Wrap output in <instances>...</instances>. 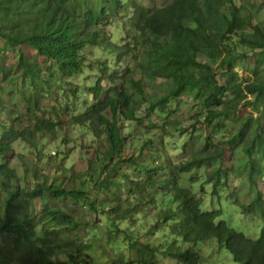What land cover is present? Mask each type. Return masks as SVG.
<instances>
[{
  "label": "trees",
  "instance_id": "obj_1",
  "mask_svg": "<svg viewBox=\"0 0 264 264\" xmlns=\"http://www.w3.org/2000/svg\"><path fill=\"white\" fill-rule=\"evenodd\" d=\"M244 7L235 0H0V113H5L0 117V264H157L159 256L169 257L174 264H227L220 258L201 261L195 247L207 242L229 253L234 264H264V190L237 188L230 194L235 203L223 206L214 198L205 205L190 187L193 178L185 179L209 161L212 169L206 183L213 187L219 188L223 179L225 188L227 179L243 170L255 173L264 185V68L256 66L250 75L234 70L235 60L247 58L246 50L238 52L237 46L248 48L251 55L264 52V29L253 22L252 13L242 14ZM128 9L137 33L133 41L147 46L140 66L142 79L122 75L115 85L116 74L97 59L94 65L107 74L112 86L101 96L103 87L97 78L89 88L94 102L71 116V122L86 126L104 142L102 155L90 159L85 171L67 177L40 178L34 171L33 184L24 185L27 178L19 177L9 163L12 143L20 139L36 148L39 134L59 124L54 106L55 121L44 117L43 99L54 86L65 88L60 83L87 66L86 46H103L116 56L133 50L128 43L110 44L99 28L108 17ZM25 48L33 53L28 55ZM5 49L17 53L15 62H5ZM14 68L25 79L21 88L10 82ZM144 77H163L171 87L163 96L150 99L141 112L140 101L130 91L142 93ZM184 90L193 98L186 94L170 108L168 99L185 95ZM19 102L26 104L24 115L16 109ZM182 102L197 107L182 144L186 159L175 161L156 151L150 138L142 140L138 154H121L127 136L120 119L140 125L159 106L160 113H166L160 129L170 124L181 128ZM246 105L257 116L254 112L239 115ZM226 118L236 125L235 132L214 144L209 135L226 126ZM197 125L211 128V134L196 133ZM225 149L231 151L228 157ZM150 150L157 156H148ZM224 160L240 164L223 168ZM230 204L260 219L257 236L231 226ZM100 212L106 215L105 236L89 252L87 217ZM131 217L140 218L142 234L130 224L120 225ZM37 227L43 235L55 230L47 246L31 238ZM166 232L172 241L189 246L168 250L163 246ZM56 251L64 252L65 260L56 259Z\"/></svg>",
  "mask_w": 264,
  "mask_h": 264
},
{
  "label": "rangeland",
  "instance_id": "obj_2",
  "mask_svg": "<svg viewBox=\"0 0 264 264\" xmlns=\"http://www.w3.org/2000/svg\"><path fill=\"white\" fill-rule=\"evenodd\" d=\"M138 1L146 3L149 0ZM235 3L237 5L245 4L242 14L247 15L252 13L253 22L264 29V0H235ZM129 13L130 10L128 9L123 13H117L116 15L108 17L104 22L99 24V28L103 31L110 44L115 43L123 45L124 43H128L133 50L130 53L124 51L125 53L122 52V54L116 56L115 52L109 51L108 49L103 48V46H86L83 55L87 66L83 67L81 73L66 79V81L70 82V86L65 85L66 81H64L63 83H60V85L66 86L65 88L62 89L60 86H54L51 95H47L43 99L44 117H50L55 121L56 114L52 110V106H54L58 109L57 115L59 116V124L53 131H45L39 134L36 148H32L27 142L20 139H17L12 143L13 152L11 153V157H9V163L10 166L15 169L19 177L23 178L25 176L27 178V181H23L24 185L31 186L33 184L34 180L32 175L34 174V171L37 172V175L40 178H42L41 175H50V177H52V175H55L56 177H67L70 176L72 172L77 173L85 171L89 165L90 159L93 160L97 155H102L101 152L104 149V142L101 139H96L94 134H92L86 126L84 127L79 124H74L73 121L71 122V116L85 111L86 107L94 102V97L89 94V88L94 85V81L97 78H101V85L103 87V90L100 93L101 96H103L112 86V82L107 78V74L101 72L98 67L99 65H94L97 59L106 62L110 66L109 73L113 72L116 74L115 85L120 82L119 76L122 75L133 79H142L140 66L144 63L142 60L144 56L143 53L147 46L141 42L136 43L135 40L133 41V37L136 36L137 33L132 25L133 20L128 16ZM247 49L248 48L243 46L236 47L238 52H244L246 50L247 54V58L242 57L234 61V70L241 75H250V70L256 66L261 69L264 68V52H258L255 55H251V50ZM25 50L28 55L33 53V50L30 48H25ZM4 51L6 56L5 62L7 64L15 62L17 53L10 49H5ZM218 71L219 70H216V72ZM20 74V70L14 68V71H12V75L10 76V82L15 88H21L23 80H25L22 79L23 77ZM143 84L144 90L139 95L130 91L132 95L140 101L141 107L139 108V111L141 112L147 108L150 99L155 100L157 97L163 96V94L171 87L170 83H167L163 77H158L154 80L144 77ZM74 88H76V90H74ZM183 92L185 95H179L175 99L173 97L168 99L170 108H174L177 103H179L178 100L185 98L186 94H189V99L193 98L190 91L184 90ZM249 98L251 99L249 96L247 100ZM193 101H195V99ZM179 108L180 112L178 113V116L181 118V126L183 128L188 126L185 130L182 127L180 128L173 124H170L165 127L164 130H161L160 126L166 121V113L162 111L160 113L159 106L154 109L151 115L145 116L144 121L140 125H135L134 123H130V121L120 119V123L124 127L122 132H125V135L127 136V139L122 143L121 154L126 157L131 154H138L142 140L150 138L153 142V146L157 149L154 150L159 152L162 151V154H166L169 158L175 161L186 159L188 157V152L183 151L182 144H184L185 140L188 138L189 132L187 133L186 130L190 131L191 129V115L197 107L191 103L182 102L180 103ZM16 109L24 115L26 104L24 102H19ZM249 112H254V116H257L258 114L252 109V106L249 105L241 106L238 114L243 115ZM4 114V112L0 113V117L2 116L4 118ZM4 121L6 123L9 122L7 119ZM223 121L226 126H218L215 129L217 134L209 135L211 142L214 144L220 141H226L229 138L228 133L232 135V133L235 132L236 125H234L233 122L227 118ZM203 127L204 126L200 127V125H197L196 128L199 130L196 133L201 132L205 135L211 134V128ZM223 137L224 139H222ZM227 148L228 146L226 149ZM226 149L224 151V156L228 157L231 151L229 149V151H226ZM147 152H149L148 156H157V153L152 152L151 150ZM238 155H240V152L237 153V156ZM158 161L160 162V159ZM208 162L209 161H207L203 167L190 171L188 175L185 176V179L189 177L193 178L190 187L196 193L197 197L199 196L202 198L205 205L209 203L210 199L214 198H219V201L223 206L225 204L235 203L236 199H230V194L237 188L247 190L250 186L252 188L258 187L264 190V185L260 179H256V174L253 172L248 173L245 170L240 174L227 179L230 182L225 188L221 184L224 182L223 179L219 180V188L213 187L211 182L206 183L207 174L212 169ZM232 163L234 164L233 167L240 164L238 160ZM232 163L228 160H224L220 165L221 167L226 168L231 167ZM252 181L255 182L254 185ZM239 199L243 200L242 198ZM224 200L227 202L225 203ZM244 200L246 201V199ZM36 204H38L37 201ZM61 205L65 207L63 203H61ZM235 206L231 205L228 210V216L234 221L233 223H230L231 226L241 229L245 234L250 236H257L259 234L257 229L260 226V219L253 214H243L242 209ZM67 207L69 208L68 205L66 208ZM81 213L82 212H80V214ZM228 216L226 215V219L229 218ZM87 218L88 221L91 222L89 224V236L90 240L92 239V247L88 249V251L93 252L95 249L94 245H97L98 240L105 236L104 221H106V215L103 212H100L90 215ZM94 220L96 221V224L93 223ZM119 223L124 227L128 224L132 225L139 235L143 233L144 229L142 228L140 218L134 219L131 217L127 218L125 221H120ZM35 230L36 231L31 235V238H34V240L39 238L38 241L45 246H47L50 234L55 232V230H50L49 234L47 232L43 235V231H40L39 227ZM28 233L32 232L29 231ZM166 234L167 240L164 241L165 244L163 246L168 250H181L189 246V244L186 243H176L175 241H172L173 237L167 232ZM17 240L22 247H25V245L21 243L20 236L17 237ZM212 240L215 241L214 239ZM50 241L54 244V239ZM195 249L199 252L201 256L200 259L201 261L203 260V262L220 258V263L234 264L231 255L226 253L225 250L218 251L217 245L212 242L204 243L198 247L196 246ZM219 252H221V254ZM93 255L96 256L97 254L94 252ZM55 258H58V260H65L66 254L64 252L56 251ZM157 260V264H174V261L169 257L159 256Z\"/></svg>",
  "mask_w": 264,
  "mask_h": 264
}]
</instances>
